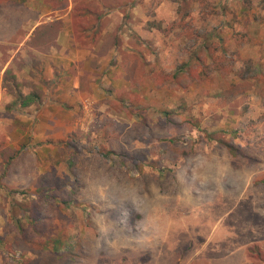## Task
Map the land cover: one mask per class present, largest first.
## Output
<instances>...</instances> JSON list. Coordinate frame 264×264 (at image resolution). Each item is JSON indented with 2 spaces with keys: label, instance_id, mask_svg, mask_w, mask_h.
<instances>
[{
  "label": "rangeland",
  "instance_id": "obj_1",
  "mask_svg": "<svg viewBox=\"0 0 264 264\" xmlns=\"http://www.w3.org/2000/svg\"><path fill=\"white\" fill-rule=\"evenodd\" d=\"M7 1L0 264H264V0H136L55 121L37 113L70 92L33 53L59 49V25L27 39ZM36 208L47 249L13 248L15 209Z\"/></svg>",
  "mask_w": 264,
  "mask_h": 264
},
{
  "label": "crops",
  "instance_id": "obj_2",
  "mask_svg": "<svg viewBox=\"0 0 264 264\" xmlns=\"http://www.w3.org/2000/svg\"><path fill=\"white\" fill-rule=\"evenodd\" d=\"M81 1H84L87 7H91L93 9L97 8L100 13L104 14L100 21V24H102L103 27L102 33L96 38L97 42L94 46H81V42L79 39L80 35L76 32V24L73 18V10L76 8L77 5L80 4ZM20 2V0H8V14L3 15V17H7V19L11 21L16 27V25H18V22L16 21L17 16L15 13L10 14V10L14 12L18 9H23L29 12L27 13V17H24L25 22L19 23V25L27 23L24 25L25 29L29 31L27 32V39H29L30 37H35V35L39 33V30L42 31L51 28L52 26L58 27L57 25H59V32L57 30V33L54 36V42L56 43V46L59 47V49L53 48L52 50H48L47 52L40 51L37 54L33 53L36 58H39V60L43 57V61H37L36 64H43L44 62V64L46 65V70H50L53 76L55 75V72L57 73V75L59 74V80L65 86V88H61L65 90L68 89V91L70 92H66V95L53 94V100L50 101L48 97L47 101L49 102L46 104V107L43 109L42 112L37 113V117L41 120L43 118H47L51 121H55L57 120V118H55L56 114H54V109L58 108L61 111L64 110V108H59L58 106L59 103L62 105L65 104V101H63L61 98H67L68 94H71V98H73L74 91L77 93L80 87V75L88 73L89 62L86 61H90V59L95 56L94 51L98 48V44L102 42V40L105 38V35L109 31H112L117 26L126 25V22H128V15L131 16L132 13H135L134 9L139 8V1L24 0L23 3ZM91 5L94 7H92ZM168 9L169 7H167L166 3H161L156 8L157 16L160 18V20H168V18L163 16V11ZM175 19V16L172 17V21ZM13 24L8 26L9 35L13 32ZM117 37L122 38L121 35H117ZM8 38H10V36H8ZM86 38L88 39L89 37L86 36ZM11 40L12 39H9V41ZM14 58L15 55L12 57V59ZM81 58L84 60L82 64ZM12 61L13 60H9L7 65L10 66ZM2 80L3 78L1 77V88Z\"/></svg>",
  "mask_w": 264,
  "mask_h": 264
},
{
  "label": "trees",
  "instance_id": "obj_3",
  "mask_svg": "<svg viewBox=\"0 0 264 264\" xmlns=\"http://www.w3.org/2000/svg\"><path fill=\"white\" fill-rule=\"evenodd\" d=\"M92 6V5H91ZM94 7V6H92ZM103 13H100L97 8L93 9L91 7H87L86 3L83 1L80 2L79 5L73 10V18L76 24V32L80 35V44L81 46L88 47L94 46L97 42L96 38L102 33V24L100 21L103 17ZM98 25V26H96ZM40 32V30H39ZM88 34V35H87ZM88 36V40L86 38ZM14 82H16L15 77H11ZM8 79L5 78V83ZM11 83V82H10ZM8 84V82L6 83ZM9 86H12L9 84ZM16 86V83H15ZM8 87V86H7ZM22 99V106L28 107L33 103L37 102L39 97L36 93H30L28 96L24 97L23 95L19 96ZM225 144L229 151L232 154H238V149L234 147L230 143L222 142ZM45 194L47 195L48 189H45ZM55 193V192H54ZM53 193V194H54ZM48 195L47 197H49ZM50 197H54L51 195ZM67 202V201H66ZM16 205V203H14ZM68 204V203H67ZM18 206V205H17ZM29 210V209H28ZM23 211V210H22ZM16 210L14 211V224L9 225L8 228L5 230V236H10L11 234H15L13 248L23 247L27 249V252H42L47 249V241L49 238L45 236L44 239V228H45V221L41 217L39 211L31 209L29 211ZM23 220L28 221L29 227H24L22 224ZM4 236V237H5ZM3 241V238H0V242ZM21 243L22 245H16ZM38 245V246H37ZM58 250V249H57Z\"/></svg>",
  "mask_w": 264,
  "mask_h": 264
}]
</instances>
